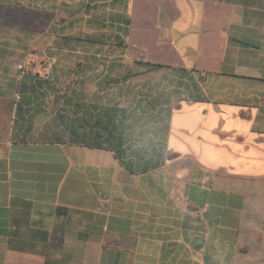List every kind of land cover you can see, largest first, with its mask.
I'll return each instance as SVG.
<instances>
[{"label": "crops", "instance_id": "crops-1", "mask_svg": "<svg viewBox=\"0 0 264 264\" xmlns=\"http://www.w3.org/2000/svg\"><path fill=\"white\" fill-rule=\"evenodd\" d=\"M55 1L0 0V264H264V0H123L132 68L206 76L140 107L19 69L7 22Z\"/></svg>", "mask_w": 264, "mask_h": 264}, {"label": "rangeland", "instance_id": "rangeland-1", "mask_svg": "<svg viewBox=\"0 0 264 264\" xmlns=\"http://www.w3.org/2000/svg\"><path fill=\"white\" fill-rule=\"evenodd\" d=\"M61 2L65 5L62 6ZM61 2L55 1L60 5L48 7L21 8L20 13L10 17L7 22V27H10L7 31L11 32L7 42L11 43L10 46L25 49L27 53L26 63H20L24 66L25 72L29 65L32 66L29 63L35 58L38 65L43 63L38 68L43 74L51 71L70 81L102 80V84L110 79L114 82L119 80L117 82L123 86L111 88L116 90L111 94L119 97L128 95L130 103H121L125 106L137 104L140 107L136 102L142 95L154 96L158 92H164L168 97L171 96V92L177 93L181 89L183 95L185 93L187 96L191 92L189 86L191 82L185 80L184 83L187 85L179 87L180 76L171 70L162 69L146 73L136 66L131 67L123 51L125 46L122 47L119 43L121 39H117L119 31L112 21L114 9L110 6L111 0H103L99 4L91 0ZM114 8L119 11V4ZM63 49L65 50L61 52ZM98 51H101V56L96 57L102 62L95 63L92 61L93 53ZM49 57L54 58L50 63L52 67H49L47 61ZM117 65L123 66L122 69L119 67L120 75H117L116 71H110ZM96 88L100 89V86ZM74 89L79 88L71 87V91ZM177 104L178 101L174 100L173 106Z\"/></svg>", "mask_w": 264, "mask_h": 264}, {"label": "trees", "instance_id": "trees-1", "mask_svg": "<svg viewBox=\"0 0 264 264\" xmlns=\"http://www.w3.org/2000/svg\"><path fill=\"white\" fill-rule=\"evenodd\" d=\"M93 1H99V0H93ZM101 1H103V0H101ZM113 3H114V5L119 4V9H120L119 13H117L116 15H113V18H112V21H114L113 23L118 27L117 31H119V33L117 34V39L118 40L121 39V42H119V43H121L122 47H123V45L125 47H127L126 37L128 36V30H129V25H130V20L126 19L125 14H124L127 10V5L124 3L123 0H113ZM88 7H89V5H88ZM139 64L148 69L147 73L159 71L161 69H167V70L173 71L174 73H176L180 76L181 83H179V87L187 85L184 83L185 80L188 81L189 79H192V80L194 79L193 75L190 78L189 73L186 72V70H184V69L173 68V67L158 65V64L143 63V62H139ZM193 72L197 74V76H198L197 78H198L199 83H198L197 87L192 85L191 92L193 94L194 90L196 89L197 95L199 96L198 98L201 99L200 97L202 95L203 96L205 95V92L203 91V87H201V85L203 86L206 84V76H204L202 72L197 71V70H193ZM177 92H179V90Z\"/></svg>", "mask_w": 264, "mask_h": 264}, {"label": "built area", "instance_id": "built-area-1", "mask_svg": "<svg viewBox=\"0 0 264 264\" xmlns=\"http://www.w3.org/2000/svg\"><path fill=\"white\" fill-rule=\"evenodd\" d=\"M19 69H20L22 72H24V66L20 65V66H19Z\"/></svg>", "mask_w": 264, "mask_h": 264}]
</instances>
